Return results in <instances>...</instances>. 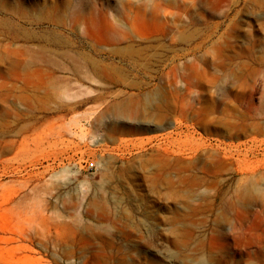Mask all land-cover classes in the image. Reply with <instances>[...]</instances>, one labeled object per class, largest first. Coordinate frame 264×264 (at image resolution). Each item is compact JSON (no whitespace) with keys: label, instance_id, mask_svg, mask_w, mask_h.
<instances>
[{"label":"rangeland","instance_id":"1","mask_svg":"<svg viewBox=\"0 0 264 264\" xmlns=\"http://www.w3.org/2000/svg\"><path fill=\"white\" fill-rule=\"evenodd\" d=\"M0 264H264V0H0Z\"/></svg>","mask_w":264,"mask_h":264}]
</instances>
